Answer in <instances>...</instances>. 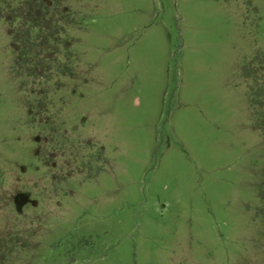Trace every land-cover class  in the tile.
I'll return each instance as SVG.
<instances>
[{"label": "rangeland", "instance_id": "obj_1", "mask_svg": "<svg viewBox=\"0 0 264 264\" xmlns=\"http://www.w3.org/2000/svg\"><path fill=\"white\" fill-rule=\"evenodd\" d=\"M0 264H264V0H0Z\"/></svg>", "mask_w": 264, "mask_h": 264}]
</instances>
